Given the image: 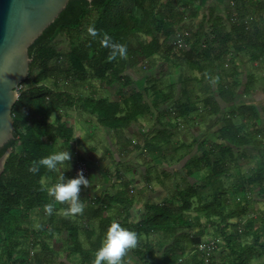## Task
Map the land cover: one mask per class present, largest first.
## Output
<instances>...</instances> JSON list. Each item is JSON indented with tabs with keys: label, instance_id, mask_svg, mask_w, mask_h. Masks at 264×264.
Masks as SVG:
<instances>
[{
	"label": "trees",
	"instance_id": "trees-1",
	"mask_svg": "<svg viewBox=\"0 0 264 264\" xmlns=\"http://www.w3.org/2000/svg\"><path fill=\"white\" fill-rule=\"evenodd\" d=\"M170 8L162 12L163 19L158 22L152 13L154 3H148L149 14L143 18L140 24H136L131 19V10L134 6H144L146 0H69L65 9L59 14L55 21L46 28L41 36L37 38L29 47L28 54L31 59L29 65L28 77L19 85L29 84V89L22 95L18 96V100L12 108V117L14 121V138L0 148V158L6 151L10 150L0 174V264H17L15 253L12 251L15 243L11 237L13 232L12 226L17 229L23 224H27L30 212L44 203L46 187L41 184L42 179H55V171H50L44 166H40L39 171L31 172L29 168L37 162L41 157L47 156V149L43 146L40 137L45 134L50 139L55 136L67 140L72 129L60 124L58 120L51 123L47 118L59 111L62 107L71 106V97L66 90H55L43 84L46 80H53L57 74L63 72L65 77H75L78 80L85 78V66L93 69L95 75L107 84L114 82H122L124 87L130 85L127 77L121 76L119 72L107 73L111 70L112 63L115 59L110 58L102 44L103 35L107 34L115 37L123 32H142L147 33L154 27L156 32L162 31L165 36L173 34L172 25L180 18V11H173V7L182 3V9L187 7L190 0L186 3L182 0H169ZM233 6L229 7L227 20L229 30L222 33V18L208 17L213 30L207 35L203 31H186V26H182L183 40L189 47L185 52L180 50L178 44L166 48L157 44L155 37L151 38L149 43L144 47H140L141 54L148 60L160 48L164 54L179 61H186V66L191 71H196L198 77L184 76L180 83L179 97L176 98L173 88L162 91L160 88L156 91H145L147 97H153L150 103L143 102V94L135 92L121 99L122 107L115 103H101L94 100H88L86 106L91 112L97 114L98 122L104 127L117 131L131 125V122L147 116L154 111L157 122L159 121V109L172 103V109L175 111V117L183 120L189 119L191 114L201 113L198 117L217 116L221 112L218 99L225 104H233L235 102L237 84L235 78L238 75L237 67L231 63V68H225L224 60L226 56L233 54L245 53L249 57V61L255 63L264 58V0H230ZM152 5V6H151ZM94 16L98 20H93ZM100 21H103L100 31ZM138 25V26H137ZM89 27L96 30V35L90 34L86 46L77 45V41ZM103 34V35H102ZM60 35L66 36L70 41V48L63 54H60L53 46V41ZM172 48V49H171ZM87 50H91L92 54L88 55ZM137 49H127V57L130 62L136 59L140 53ZM91 53V52H90ZM169 58V57H168ZM227 66V65H226ZM38 71V74L34 73ZM252 79V75L249 76ZM152 80L149 79L148 83ZM195 84H198V90H194ZM150 89L155 90V85H151ZM197 93V94H195ZM199 95L201 107L196 106L193 99H197ZM176 98V99H175ZM61 111V110H60ZM264 116V107H261ZM42 114L41 117L38 115ZM229 117H220L222 126L218 128V137L226 145L214 144L202 159L210 165V181L211 201L206 202L198 208L205 213V218L210 216H218L225 224L237 216L245 213V204H235L234 208H227L225 195L229 188L222 189L220 183L215 180L218 176L227 172L228 163H235L239 160L251 161L255 157L259 158V162L254 165L247 175L237 173L234 185L247 187L259 186V190L264 196V144L259 136L264 137V125L257 124L259 113L255 106L241 105L231 110ZM241 118L244 122L251 123V128L247 134L240 132L239 127L235 124L233 118ZM137 121V120H136ZM28 124L24 134H18L19 125ZM158 135H163L162 131H158ZM156 138H144L143 146L152 156H167L166 141L164 144L155 143ZM131 144V141H125ZM20 148V151H17ZM233 149L239 150V155ZM189 148L186 155L189 154ZM177 150H171L170 156L173 157ZM184 157V156H183ZM76 161H84L83 158L77 157ZM188 167L184 165L182 173L184 177L195 176L197 173V165L193 161L189 162ZM83 187V185L81 186ZM125 189V190H124ZM117 191L113 197L104 195L102 203L110 204L116 199L117 202L124 206V211L128 215L131 206V199L125 197L126 188ZM188 196L196 195L195 188L188 187ZM185 191L176 193V200L179 204L172 203L170 205L160 204L146 208L145 220L138 223L126 221L120 223L122 226L134 230L138 237L142 234L149 236L151 234H162L164 236H172L171 241L164 246L161 252L159 262L156 260L152 264H203L202 256L212 254L217 249L218 243H215V249L211 252L204 253L198 250V246L204 242L214 241L204 240L201 227L196 233L189 234L184 232L181 227L192 229L198 225L197 220H189V216L185 215V211L192 208L191 202L186 198ZM116 197V198H115ZM50 202L53 197L50 198ZM69 207L67 203L57 202L53 213L50 215V221L53 224V234L66 233L65 241L70 245L69 254H81L84 260H88L90 252L100 246L104 235L112 223L111 218H103V210L97 207V204L91 205L87 203L82 214L86 221L98 220V234L93 241L90 240L91 234H87L86 239L89 241L90 248L83 249L78 240V227L74 221L67 216L58 215V211L65 210ZM89 212V214L87 213ZM79 214V215H82ZM56 221V226H54ZM251 227V225H250ZM38 235L44 236V231L37 232ZM60 233V234H61ZM3 234L6 235L3 237ZM161 235V236H162ZM258 237H254L251 244L242 246L231 260L233 264H247L253 257L258 256L256 247H262L258 243ZM185 242V243H184ZM216 242V240H215ZM47 242L43 241L40 246V252L34 254L35 264H49L56 257L52 248ZM143 244L144 250H136L140 259H144L149 252L150 256L153 252L158 253V249H153L147 244ZM180 256V257H179ZM158 257V255H157ZM144 261V260H143ZM179 261V262H178ZM21 264H29L26 260L21 259ZM51 264V263H50Z\"/></svg>",
	"mask_w": 264,
	"mask_h": 264
},
{
	"label": "rangeland",
	"instance_id": "rangeland-1",
	"mask_svg": "<svg viewBox=\"0 0 264 264\" xmlns=\"http://www.w3.org/2000/svg\"><path fill=\"white\" fill-rule=\"evenodd\" d=\"M182 2L186 3V0H182ZM148 3H154L152 4L154 7L152 13L156 16L157 22L161 18L163 19L162 12L170 8L169 0H146L145 7L136 4L130 15L136 24L139 25L143 18L148 16L150 11L148 10L150 7L147 5ZM181 4L173 7V11H180L181 13L180 18L172 25L173 34L171 35L165 36L161 30L156 32L154 27L147 33H127L126 30H123L121 34L115 37L105 35L110 36L112 42L125 44L127 49H137L139 52L153 37L157 39V44L160 47L170 48L178 44V48L182 52H186L189 47L183 40L185 30H182V26H186V31L199 30L208 35L213 30L211 22H208V17H221L222 33L229 30L227 13L230 10L229 7L233 6L230 0H190L187 7L183 9ZM93 20L97 21L98 17L94 16ZM100 24H103V21H100ZM89 36L90 33L87 29L75 41L76 44L86 46ZM70 43L71 41L66 36L60 35L53 41V46L60 54H63L70 48ZM105 49L108 53L112 51L110 47L105 46ZM87 53L91 55L92 51L87 50ZM230 54L231 56L228 55L224 59L226 60L224 67L231 68V63L237 67L235 102L225 104L218 99L221 112L217 116L202 118L198 117L201 113H196L188 116L189 119L183 120L175 117L176 113L172 109V103H168L159 109L158 122L154 111H152L150 115L141 116L136 119L137 121L131 122L130 126L117 129V131L97 123V114L92 113L85 102L94 100L103 104L115 103L122 107V96L125 98L132 93L140 92L143 94V102L150 103L153 97H147L145 91L152 93L159 88L162 91L173 88L176 98H178L182 78L186 75L198 77V73L189 70L185 64L186 61L172 60L175 58L169 54L166 56L163 50L159 48L149 60L144 58L141 52L132 62L127 55L124 57L118 55L115 58L111 70L104 74L106 76L107 73L119 72L121 76L130 80V85L127 87H124L122 82L107 84L106 81L98 78L89 66L84 68V80H78L75 77L67 78L63 72H60L53 80L44 81L43 84L55 90H66L71 97V106L62 107L61 111L51 114L47 121L53 123L58 120L64 126L67 124L69 127L70 125L73 132L69 133L67 140L57 136L50 139L45 134L41 135L40 140L47 149L48 155L67 148L71 152L72 158L69 162L70 168L66 169L65 165H60L55 170V179L45 178L41 180V184L47 188L45 200L41 206L30 212L27 224H22L19 229L15 226L11 227L13 232L11 240L15 243L12 251L15 253L17 264H21L19 263L21 259L26 260L29 264H35L34 254L40 252L43 241L49 244L48 246L54 250L56 255L52 259L53 262H50L51 264H92L93 251H89L88 260H84L81 254L74 252L67 256V251L71 247L65 241L66 233L53 234V224L44 207L46 203L50 202L52 197L50 189L54 187L61 174L66 179L75 177L74 172L78 156L83 158L89 178L88 185L83 186L80 191L81 197L92 198L100 191L104 193L105 189H108V194L112 195L114 189L118 191L126 188V194L134 196L136 199L129 208L127 221L135 223L134 221L140 222L138 220L146 208L164 203L166 205L173 202L176 205L179 204V201L176 200V193L185 191L184 195L192 204V208L185 211V215L189 216V220H197L199 226L195 225L192 229L181 227L180 230L192 234L204 227L202 239L206 241L214 239V242L216 240L215 243H218L214 253L202 256L203 264H233L231 260L235 255L234 252L246 244H251L256 236L259 239V245L262 247H256L258 256L253 257L247 264H264V196H262L259 186L234 185L236 174L247 175L250 169L259 162L258 157L249 162L239 160L235 163H228L227 172L215 179L220 183L222 189L229 188L225 195V200L228 201L226 207L234 208L235 204H245L243 215L228 220L225 226L218 216L205 218V213L198 208L211 201L212 198L210 196V181L208 180L211 167L202 159V156L213 149L214 144L226 145L218 137V128L222 126L219 118L232 116L231 110L234 107L247 104L255 106L259 113L257 124L262 127L264 125V116L261 112V107H264V58L255 65L249 61V57L245 53L233 54V51H230ZM35 74H38V71ZM251 75L252 79L249 78ZM149 79L152 80L151 83H148ZM151 85H155L156 89H150ZM198 87L199 85L195 84L194 90H198ZM196 98L193 101L198 100L196 106L200 108L202 96L199 95ZM41 116L42 114L39 113L38 117ZM233 120L241 133H248L251 123L244 122L238 117L233 118ZM27 127H29L28 124L19 125L18 134H24ZM158 131H162L163 135L159 136ZM152 137L156 138L155 143L158 145L164 144L163 142L166 141L165 153L167 156L165 159L150 155L143 146V139ZM259 138L264 144V137L259 136ZM125 141H131V144H126V149ZM188 148L190 149L189 154L186 155ZM175 149L177 151L173 157L170 156L171 150ZM233 150L239 155V150ZM17 151H20V148ZM190 161L197 165V174L184 177L183 167H185L184 165L190 166ZM148 168L151 170L150 174L145 173ZM127 170L131 172L130 176L126 175ZM188 187L195 188L196 195L194 197L188 196ZM103 193L100 194L103 195ZM111 206L102 213V216H110L112 221L119 223L126 221L124 209L121 210V207H116L117 205ZM57 214L55 216H67L70 220L75 221L80 230L77 237L80 246L84 250L90 248L89 241L86 240L83 232H85L84 229L92 230L90 240L93 241L98 234V220H78L76 216L73 218L65 215V210L58 211ZM78 216L80 215L78 214ZM55 222L54 226H56ZM40 230L44 231V236L38 235L37 232ZM161 235V233L151 234L149 237L141 235L137 246L127 250L122 257L123 264H152L154 260L158 263L164 246L172 239V236ZM5 236L3 234V237ZM144 242H147V246H151L153 249H158L160 246L158 253L153 252V255L150 256L148 252L144 259H140L135 251L144 250ZM1 250L2 247H0V252Z\"/></svg>",
	"mask_w": 264,
	"mask_h": 264
},
{
	"label": "water",
	"instance_id": "water-1",
	"mask_svg": "<svg viewBox=\"0 0 264 264\" xmlns=\"http://www.w3.org/2000/svg\"><path fill=\"white\" fill-rule=\"evenodd\" d=\"M69 0H0V148L14 138L12 108L28 90L29 47ZM91 2L92 0H86ZM10 151L0 158V174Z\"/></svg>",
	"mask_w": 264,
	"mask_h": 264
},
{
	"label": "clouds",
	"instance_id": "clouds-1",
	"mask_svg": "<svg viewBox=\"0 0 264 264\" xmlns=\"http://www.w3.org/2000/svg\"><path fill=\"white\" fill-rule=\"evenodd\" d=\"M89 33L95 36L96 30L89 27ZM102 44L110 47V58L115 59L118 55L124 57L127 55V45L112 42L110 36L105 35ZM71 152L66 148L61 151L53 152L47 156L41 157L29 168L31 172H37L40 166H44L50 171H55L60 165L70 168ZM89 178H86L81 170L74 178H65L60 175L58 181L50 189V195L53 200L45 204L46 212L51 215L57 202L67 203L69 207L65 209V215L75 217L82 214L85 209V202L81 199V186H87ZM138 244V234L129 228L122 226L119 222L113 221L108 227L100 246L95 250L92 264H123L122 257L127 250L135 248Z\"/></svg>",
	"mask_w": 264,
	"mask_h": 264
},
{
	"label": "crops",
	"instance_id": "crops-1",
	"mask_svg": "<svg viewBox=\"0 0 264 264\" xmlns=\"http://www.w3.org/2000/svg\"><path fill=\"white\" fill-rule=\"evenodd\" d=\"M97 123H98V121H97ZM66 126H67V124H66ZM68 127V126H67ZM69 127L71 128V126L69 125ZM72 132H73V130H72ZM150 165H152V164H150ZM152 167V166H151ZM152 169V168H151ZM127 174V176H130V171H128L127 170V172H126ZM145 173H151V170L148 168L146 171H145ZM81 189H82V187H81ZM96 190V189H95ZM108 189H105V192L103 193V192H98V193H96V195L95 196H93L92 198H90V197H81V199L85 202V207H86V205H87V203H89V204H91V205H94L95 203L97 204V207H99V208H101L102 210H103V212H105L108 208H110V206L111 205H117L116 207H121V210H123L124 209V206L121 204V203H119V202H117L116 201V199L114 200V201H112V202H110V204H107V203H102V199H103V197H104V195H107V197H113L116 193H117V191H116V189H114L113 191H112V195H109L108 194V191H107ZM119 191V190H118ZM95 192V191H94ZM100 193H103V195H101ZM125 197H127V198H129V199H131V201H132V203L134 204L135 203V201H136V199H135V197L134 196H128L127 194L125 195ZM116 198V197H115ZM131 203V204H132ZM138 205V204H137ZM112 207V206H111ZM123 208V209H122ZM145 209V208H144ZM87 210V209H86ZM85 210V211H86ZM84 211V212H85ZM129 211V210H128ZM90 212V211H89ZM89 212L87 211V213L89 214ZM102 212V213H103ZM124 213H125V211H124ZM146 213H147V211H146V209H145V212H143V214L141 213V218L138 220V221H142V220H145V217H146ZM85 215H87V214H85ZM85 215H80V216H78L77 217V215H76V218H78V220H80V219H82V220H84V221H86V218L85 217H83V216H85ZM102 216V215H101ZM125 217H129V215H126V213H125V215H124ZM103 217V216H102ZM103 218H111L110 216H107V217H103ZM97 220V219H96ZM73 221V220H72ZM75 222V221H74ZM113 222V221H112ZM131 222V221H130ZM135 223H138V222H136V221H134ZM98 225H99V222H98ZM80 231V230H79ZM79 231H78V236H79ZM84 231L85 232H83L84 233V235H85V238H86V236H87V234H91L92 235V233H93V231L91 230V231H88L87 229H84ZM98 231H99V229H98ZM143 235V234H142ZM97 236V235H96ZM144 237H149V236H146V235H143ZM141 237V236H140ZM140 237H138V239L140 238ZM87 240V239H86ZM145 244H147V242H144V248H145Z\"/></svg>",
	"mask_w": 264,
	"mask_h": 264
},
{
	"label": "built area",
	"instance_id": "built-area-1",
	"mask_svg": "<svg viewBox=\"0 0 264 264\" xmlns=\"http://www.w3.org/2000/svg\"><path fill=\"white\" fill-rule=\"evenodd\" d=\"M75 176L78 174V172H80L81 170L83 171V174L86 178H88V173L85 167V163H83L82 161H77L76 162V166H75ZM215 242L214 241H208V242H204L202 244H200L198 246V250L204 253H208L211 252L212 250L215 249Z\"/></svg>",
	"mask_w": 264,
	"mask_h": 264
}]
</instances>
